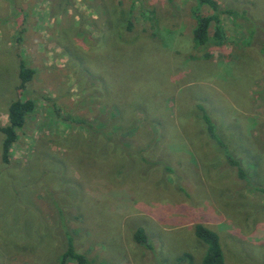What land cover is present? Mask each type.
<instances>
[{
	"label": "rangeland",
	"instance_id": "rangeland-1",
	"mask_svg": "<svg viewBox=\"0 0 264 264\" xmlns=\"http://www.w3.org/2000/svg\"><path fill=\"white\" fill-rule=\"evenodd\" d=\"M196 1L0 0V126L11 99L35 102L9 164L0 133V264H60L65 229L94 264H201L196 225L217 233L225 264H264V0H214L230 11L222 46L193 43ZM20 60L36 74L17 92ZM55 109L98 128L113 120L109 133L146 157L101 140L79 162L52 137L73 132L81 146L87 131Z\"/></svg>",
	"mask_w": 264,
	"mask_h": 264
},
{
	"label": "trees",
	"instance_id": "trees-1",
	"mask_svg": "<svg viewBox=\"0 0 264 264\" xmlns=\"http://www.w3.org/2000/svg\"><path fill=\"white\" fill-rule=\"evenodd\" d=\"M207 5L213 11L211 15L203 16L198 13V10L201 6ZM197 10L193 13L195 19V27L192 31V41L196 46H204L209 43L214 44L216 46H222L225 40V34L223 31V27L221 24L220 15L230 13L228 10L221 9L218 5H216L214 0H197L196 6ZM211 24L214 25V32L212 36H209L208 30ZM126 28L131 31L133 29V24L128 23ZM36 71L33 68L28 67V65L23 61H18L17 65V79L18 83L16 85V91H24L29 84L34 81V76ZM91 81L93 80L92 78ZM35 109V102L31 99H22L20 97H14L10 100L7 109V123L3 126H0V133L3 135V140L1 144V160L4 164H9L10 159V151L13 144L18 139V132L23 128L26 118L33 113ZM202 114V121L204 122L206 133L209 135L210 139L215 143L223 144V147H226L224 142L216 137L215 125L211 118L207 116L203 112V109H200ZM55 117L58 121L68 124L72 127H81L87 131V137L85 138L83 144L79 146L81 139L77 134L73 135V132L69 133L64 137H50L57 144L67 149L79 148L81 153L78 154L79 162L81 160L84 161L86 157H92V147L91 142L94 144V148L101 150L100 141L104 140L106 142L116 141L121 147L118 151H115L114 154L119 153L120 155L127 156L128 158L136 156H141L142 159L146 157L145 151L147 148H137L135 146L125 144L123 141H120V138H117L118 132H114L115 134L109 133V130L115 126L116 122H109L108 126L105 128H98L92 121H88L83 118H72L71 115L63 116L59 113L57 109H55ZM111 119L116 117L115 113L110 114ZM108 130V131H105ZM74 139V142L71 143L70 140ZM88 155V156H87ZM98 155V154H97ZM224 159H226L227 163L230 166L236 168V174L238 179L245 181L247 178L248 181L249 172L244 170V165H242V160L229 152H225ZM88 160V161H89ZM138 160V159H137ZM83 163V162H82ZM87 163V162H86ZM85 163V164H86ZM246 182V181H245ZM248 184H252L254 188L257 186L252 182H247ZM73 186V185H72ZM74 187V186H73ZM264 192V191H263ZM62 237L64 240V248L60 258V264H67L68 261H72L75 264H94L95 261L89 259L88 256L84 253L78 252L74 246V238L70 234V232L65 229L63 231ZM195 236L206 245V251L203 256L201 264H225V259L222 251V247L220 245L219 236L214 231L208 229L203 225H196L195 227ZM135 242L139 245L147 244V237L142 232V230H137L134 234ZM186 258H191L188 254H184L177 259L178 264L184 263ZM190 264H192L190 262Z\"/></svg>",
	"mask_w": 264,
	"mask_h": 264
}]
</instances>
